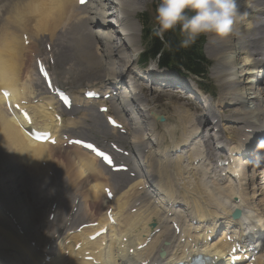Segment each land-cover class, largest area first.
<instances>
[{
	"label": "bare ground",
	"instance_id": "6f19581e",
	"mask_svg": "<svg viewBox=\"0 0 264 264\" xmlns=\"http://www.w3.org/2000/svg\"><path fill=\"white\" fill-rule=\"evenodd\" d=\"M243 1L248 2V4L251 3V8L248 9V4L244 3L245 6L240 9L239 7ZM107 2V0H92L90 4L80 8L78 7V0H27L24 3H19V0H0V30L5 33L4 48L0 45V91L12 90L13 95L9 100L13 104L21 106L25 98H27L26 91L16 88V76L13 74L11 66L4 65V63H8L13 59L16 62L20 61L25 54H29L28 60L31 63L32 55L40 56L36 45L39 41L44 40L45 45L49 44L52 47L49 55L53 60L61 56L63 63L68 67V73H72V70L83 72L84 77L90 84H96L100 88H106L107 91L113 93L114 86L118 80H120L121 85L124 83L129 64L126 61V55H122L123 50L119 49L116 55L110 49L113 38L111 37L112 25L108 19L109 14H106ZM146 2L147 0H120L121 13L124 16L121 24L132 32L129 35L128 42L132 44L133 49L136 46V34L134 31L138 33L139 30L134 27L132 18L137 14V8ZM8 3L15 9L13 10V7H11L13 11L9 10L12 22H8L6 17L4 4L7 5ZM94 5L97 6L95 10ZM21 7L32 8L35 19L30 21L27 18L26 20L30 22L26 24V16L24 17L22 12L25 11V8L22 10ZM237 7L240 14L236 19L239 20V23L234 25L233 34L223 39L213 38L214 35H212L209 48L221 53L222 60L217 63L215 74H218L220 81L223 82L222 99L224 103H227V106L235 107V113L228 117L227 121H232L240 127L239 131L237 129L234 130L236 133L234 134L235 138H228L234 141L236 145L231 144L229 150L231 155L227 156L230 166V180L232 181L234 179L233 176L237 175L238 187L235 188L230 184L228 188H220L212 184V191L215 192L218 200L215 203L211 202L213 200H208L210 182L208 181L209 174L206 162H211L212 159L209 154L203 159L201 151L195 149V135L197 130L200 131L201 128L190 129V125L198 123L196 126L201 127L202 123L200 121L194 122L190 112H178L176 114L177 117H175L176 121L173 119L167 120V123L162 128L164 134L160 136L154 120L156 112L150 109L146 119L156 138L157 149L145 154V149H147L144 147L145 142L138 134L142 126L134 110H129L128 106H125L126 112H123L120 108L116 109L114 103H112L109 108L119 115L117 117L112 116L123 125H126L124 118H128V121L130 120L132 128L126 142L132 149L140 152L147 173L142 175L139 167L130 162V172L138 175L136 180H132L122 174L113 177L107 174L106 170L100 166L97 158L90 156L81 148L72 147L79 155L75 159L81 157L85 164L88 161L94 163L95 170H92L90 174L95 177V182H90L92 184L89 187V191H87L88 195L83 197L82 204L75 190L68 191L67 188L70 189L69 187L58 185L64 193V198L60 202L58 198L57 200L55 199L50 208H46L49 209L47 219L49 220L50 218L54 203L58 202L60 210L65 209L63 216L65 220L60 222L57 229L55 228L56 219L52 223L47 221L44 225L45 231L47 233L50 232V236L45 243L43 251L39 248L42 241L37 239L32 232L33 224L31 222L30 230L25 236L11 232V238L9 237L7 240L14 242L15 250L22 257V264H93L83 260V255L87 251L91 252V255L96 258L99 264H138L137 260L150 261V264H172L175 261L185 259L187 252L193 251L194 248L209 255H218L220 260H223L237 243L242 246V249H248L249 246H247L245 240L256 238L262 240L264 245V234H262L264 225L257 224V220L264 219V215H257L256 203L254 202L257 194L253 177L255 174L251 176L253 177V182L252 188H250L251 185L249 186L247 181L249 180V184L251 182L248 174L245 173L246 169L240 167L242 158L234 157L236 155L234 153L248 155L259 144L258 138L254 142L252 141L254 136L264 137V1L237 0ZM81 10L83 11L82 16ZM257 15H261L263 18L256 19V25L253 27V24H255L253 19ZM113 16L119 18L118 12L116 11ZM92 27H96L97 31L95 32ZM60 29L61 34L56 37V33ZM36 30L38 32L42 31L41 34H44V36L37 37ZM79 30L77 50L75 53L70 54L68 51L71 50V46L67 36L77 33ZM47 33L51 38H49ZM24 36L28 37V41L33 42L32 46H25ZM19 43H21V46L18 45ZM122 43L121 39L120 48L123 47ZM53 52L55 53L53 54ZM236 58H239L241 65H244V69L241 71L236 68ZM216 61L218 62V60ZM60 62H62V59ZM34 64L36 65L35 59ZM13 68H15V65H13ZM52 75L54 78V75L56 76L57 74L53 73ZM260 75L262 78H260ZM57 80L54 78L56 83ZM241 85L243 86L241 87ZM32 88H40V95L43 96L39 99L40 103L38 105L31 104L28 107L21 106V109L30 113L32 121L42 131L52 132L58 138L59 145L66 143L61 140V137L66 134L65 130L71 129L69 127H72L71 132L73 134L79 135V138L86 141H90L89 139L105 141L109 135L122 140V137L116 135L119 132L111 129L105 123L104 115L98 113V107L94 109L90 102L80 100L79 97L75 98L74 107L70 115H77L80 111L86 112H83L84 114L79 120L68 121L63 116L62 126L60 127L59 123L56 122V114H59L60 111L59 106L53 101V98L45 95L40 85L32 86ZM3 98L0 95V137L1 139L3 138L2 141H5L6 144H11L10 147L19 145L23 149L28 150V155L33 159H42L40 166L44 163L47 164V159L50 157L47 151L51 152L54 148L48 144L35 143L26 137L19 128L21 125H25V121L17 110H14V118L9 116L5 110V98ZM5 100L8 101L7 99ZM121 101L124 103L126 99L121 98ZM136 101L140 100L137 99ZM77 105H81L82 110L75 108ZM213 109L219 110L218 107H213ZM87 116L93 119L95 127L87 125ZM204 118L209 121L205 116ZM125 125L124 129H127ZM186 125L190 126L189 129L186 128ZM180 128L187 130V134L183 140H177L178 142H176L177 132ZM183 134L181 133V135ZM181 135L180 137H182ZM203 135L205 134L202 132L201 136ZM166 137L169 139L170 144L169 146H164L162 150ZM240 137L246 138L247 142L241 143ZM73 138L74 136L70 137V139ZM205 138L209 140L208 135ZM257 151L263 152L264 147L258 148ZM178 153L180 155H177ZM248 156L251 160L258 158L257 152L254 155L250 153ZM185 160H188L187 166H184ZM189 168H191V172ZM201 168L205 169L204 175L202 179H197L196 181L198 182L197 185L201 189L203 188L205 192H196L195 188L197 185L193 188L196 193L186 189L187 186L183 187L181 182L185 180V176L188 177L192 173V177H196V172L193 171ZM38 169L40 170V168ZM6 173L9 174L10 172ZM50 173L48 171L49 176H51ZM52 174L55 175L54 173ZM8 177L11 186H13V176L9 174ZM83 178L85 177L83 176ZM150 182H154L158 186L161 196L152 195L146 189ZM190 185H193V183ZM107 187L112 188L116 195L113 203H110L104 194V189ZM115 188L118 190L116 191ZM140 188L142 189L140 190ZM251 190L253 195L250 193ZM236 195L238 197L234 199ZM92 196L95 198L96 196L97 198L99 197V200L92 198ZM84 198L87 200L86 202ZM76 200H79L78 211L73 214ZM102 202L107 206H103ZM137 203H141L139 207H136ZM99 205L104 210L106 207L114 208L118 223L117 227H111V232H109L107 237L93 243L86 240V237L99 230L98 228L86 229L80 233L74 232L70 236L71 227L75 226L76 223H79L76 228L96 222L100 224V227L108 224L106 214H102L103 210L102 207L98 208ZM135 208H137V211L132 214L131 212ZM235 209H239L243 213L240 220L231 219ZM11 212L16 216L28 217L26 210L20 213L16 211L14 206ZM96 213L104 216L98 217ZM88 219L91 220L88 221ZM172 222L180 225L181 233L179 235L174 232L171 226ZM195 222H197L196 225H194ZM69 223H71L70 228L68 226ZM7 224L11 226L10 221H7ZM51 227L56 230H49ZM220 229L225 230V232H221L219 236L217 231ZM253 229H256V233H254L255 230ZM158 230L160 232L153 236V233ZM228 234H230L233 243L227 241ZM124 236L129 238L128 243L123 242ZM152 236V241L146 249L138 251L134 259L128 257V249H136ZM209 237L214 238L211 244L207 241ZM106 240H108V245ZM67 241H70V245H66ZM167 241L169 245L164 246ZM34 242L37 243L35 247L32 246ZM79 243H82V248L76 252L75 247ZM160 250L166 251L164 258H158L157 253ZM67 252H69L68 257H66ZM45 253H50L52 256L50 262H46ZM236 255H240V253ZM80 257H82L81 260ZM228 261L226 259L227 264ZM257 264H264V262L259 258Z\"/></svg>",
	"mask_w": 264,
	"mask_h": 264
},
{
	"label": "rangeland",
	"instance_id": "374dc122",
	"mask_svg": "<svg viewBox=\"0 0 264 264\" xmlns=\"http://www.w3.org/2000/svg\"><path fill=\"white\" fill-rule=\"evenodd\" d=\"M105 1V0H104ZM107 1H109V11L111 12V13H115L114 12V10H113V4L111 5V3H110V0H107ZM24 2H27V0H19V3H24ZM159 3H160V0H157V4H156V0H147V2L145 3V4H143V5H141L140 7H138L137 9H138V11H141L140 13H145V14H147V17H149V19L150 20H154V19H156V9H157V7L159 6ZM9 4V3H8ZM7 4V5H8ZM107 4V5H108ZM7 5H5L4 4V6L6 7V11H8V10H12L11 9V7H13L11 4H9L8 6ZM106 5V6H107ZM1 6V5H0ZM8 7H10V8H8ZM22 8V10L25 8V7H21ZM97 8V6L96 5H94V10ZM116 8V7H115ZM240 8V7H239ZM30 11H29V10ZM13 10H15L14 9V7H13ZM12 10V11H13ZM25 11H22L24 14H23V16L25 17L26 16V18H25V22H26V24H28L31 20H33V19H35L34 18V11H33V9L32 8H25L24 9ZM21 12V13H22ZM82 12V11H81ZM139 13V14H140ZM25 14H27V15H25ZM106 14H107V8H106ZM31 15V16H30ZM109 15H111V14H109ZM108 15V16H109ZM113 15V14H112ZM110 16V20L112 21V22H114V23H116V17L115 16ZM85 16V15H84ZM28 18V20H30V21H28V20H26ZM28 21V22H27ZM9 22H12L11 21V19L9 20ZM136 25L138 24L139 25V23L136 21V23H135ZM139 27H140V29H141V25H139ZM113 28V27H112ZM1 29V28H0ZM113 30V29H112ZM38 34H37V33ZM35 33H36V35H37V37L38 36H40V34L42 33V31H39L38 32V30H36L35 31ZM60 34H61V29L59 30V32H57L56 33V37H59L60 36ZM67 34V33H66ZM42 35V34H41ZM47 35L49 36V34L47 33ZM210 37H212V34H210V36L209 35H207V38H208V44H210ZM49 38H51V36H49ZM213 38H215V36H213ZM0 40H1V42H0V45L2 46V48H4V46H5V33H4V31H2V30H0ZM138 40H139V38H138ZM19 46H21V43H19L18 44ZM38 47H39V49H40V52L42 53V54H44V52H45V49H44V47H43V45L42 44H39L38 45ZM136 49H132L131 51L132 52H134ZM210 50H211V52H210ZM210 50H209V48H208V46H207V48L205 49V53H206V56H207V58L212 62V63H214V65L216 64V63H219V62H221V60H222V58H221V53L220 52H215V51H213L211 48H210ZM139 51H141V49H139ZM217 53H219V54H217ZM8 55V54H7ZM15 58V57H14ZM60 58H57V69H58V73H57V75L63 80V86L65 87V88H67V89H69V90H71V91H73L74 92V94H76V95H80L79 93H77V91L80 89V90H82L83 89V86H85V84L87 83L86 82V80H85V78H82L81 76H79V75H77V74H75V73H66V71H65V66L64 65H62L63 64V60H62V62H60L61 61V59L59 60ZM216 60H218V62L216 61ZM126 61L128 62V56L126 55ZM62 63V64H61ZM128 64L130 65V63L128 62ZM23 65H25L26 66V70L29 72V77H31L32 76V78L33 79H35L36 78V76H35V74H34V71H33V68L31 67V66H29L28 65V62H27V59H25V61H24V64ZM129 65H128V67H129ZM218 65V64H217ZM16 67H18L17 65H15V68L13 69V73L15 74V75H18L19 73H20V76H21V79L20 80H18L17 82H18V86L19 87H22V79H24V75H23V73L21 72V71H19ZM132 70L135 72V71H140V69L138 68V67H136L135 65H132V67H131V71H130V69L128 70V68H127V71H126V77H125V81H123L124 83H126V81L128 80V82H131L132 80L131 79H129L130 77H131V75H130V73H133L132 72ZM146 70H149V69H146ZM31 71V72H30ZM215 72H216V70H215ZM215 72H214V74H215ZM81 73H83V72H81ZM140 73H142V71H140ZM72 74V75H71ZM73 74H75V75H73ZM216 75V77L213 75V73H212V75H211V79H212V81L216 84V78H217V81L218 80H220V76H218V74H215ZM144 77H146V76H144ZM219 78V79H218ZM118 81H120V80H118ZM142 84V83H141ZM143 85V84H142ZM144 86V85H143ZM243 85H241V87H242ZM147 91H146V93H145V99L147 100V101H149L150 102V104H151V106L152 107H158L157 108V111L159 112V113H161L162 115H166V116H169V115H171V107H170V105H169V103L167 102V100L165 99V96H162V95H159L158 94V91L160 92L161 91V89L162 88H159V87H156V86H152L150 83H148V85H147ZM143 89V88H142ZM209 89H213V88H211V87H209ZM155 90L157 91V92H155ZM223 91V90H222ZM215 92H216V94H215V97H214V101L212 102V106H211V104L208 102V101H204V100H201L200 98H197L196 99V102H195V104L196 105H198L199 107H210V108H212L211 110H213V111H210V113H212V114H214L215 112H214V109H213V107H218V101H219V88H218V86H217V84H216V89H215ZM159 96V104H156V105H153V101L157 98ZM223 100V99H222ZM223 102H224V100H223ZM226 105H227V103H226ZM136 110H137V113H140V114H142L143 112H142V108L141 107H136ZM184 111H188V112H190L188 109H185V108H183L181 111H178V108H175V112L176 113H174V116H173V120L174 121H176V118L175 117H177V113L178 112H184ZM83 112H86V111H83ZM82 112V113H83ZM156 112V111H155ZM221 112H225V117H229L230 116V114L233 112V109H227V110H225V111H221ZM89 113V112H88ZM84 114V113H83ZM90 114V113H89ZM191 114V113H190ZM192 114H194V115H198V116H200L201 115V113L199 112V113H192ZM91 115V114H90ZM202 115H204V112H202ZM218 119V123H217V125L215 126V128H213L212 126H211V124H209V121H206V124L204 125V127H203V129H204V131H208L212 136H214V140H213V142L212 141H210L208 144H212L213 143V148H214V153H215V147L216 146H220L221 147V151H220V153H215V158L213 159V161L211 162V167H212V169L217 173L218 171H217V169H216V167H218V164H217V162H218V159L219 158H223V159H225V157L227 156V153H228V150H229V147L231 146V144H233V145H236L235 144V142L234 141H231V140H229L228 138H235L236 136H234V134H236L235 132H234V130H236L237 129V125L235 124V123H229V121H226V119L224 118V121L223 122H220L219 123V118H217ZM201 120H206L205 118H202ZM215 120V119H214ZM194 122H198L197 120H195L194 119ZM129 123L131 124V122H130V120H129ZM222 123V124H221ZM197 125H198V123H196ZM196 124H194V123H192L189 127H190V129H197V128H201L200 126H196ZM189 127L186 125V128H188L189 129ZM213 128V129H212ZM182 131V132H181ZM237 131H238V129H237ZM160 132V131H159ZM181 133H184L183 135H181ZM147 134H148V132H146V133H143V132H140V136H142V138L144 139V141H145V143H146V147H151V143H150V139L148 138V136H147ZM182 136V137H180V135ZM186 134H187V130H185L184 128H180L179 130H178V132H177V137H176V142H178V141H181V140H183V138H185V136H186ZM1 136V135H0ZM178 137H180V138H178ZM178 138V139H177ZM0 139H1V137H0ZM3 139V138H2ZM2 139L0 140V143H1V146L2 145H6V146H8V147H10L11 146V144H9V143H7L6 144V142L5 141H2ZM180 139V140H179ZM178 140V141H177ZM205 141V140H204ZM166 142H168L167 141V139H166ZM165 141H164V144H163V146H169V144H170V141L168 142V143H166ZM2 143H5V144H2ZM140 143V142H139ZM141 144V143H140ZM200 145H201V152H203V156L204 157H206V155H205V153H207V151H206V149L203 147V145L200 143ZM1 146H0V148H1ZM123 146H125L126 148H128L129 149V146L125 143V142H123ZM162 146V147H163ZM149 150H147L146 152H148ZM70 153V150L69 149H62V148H58L54 153H53V155L55 156V157H57V158H59V156H62V157H66L68 154ZM75 159V157L74 158H72L71 160H74ZM80 159V160H79ZM78 162V163H77ZM75 163H77V164H79L80 166L81 165H84L85 163L83 162V160H82V158L80 157V158H78V159H75ZM186 165V164H185ZM80 166H68L67 164H65V163H61V164H59L58 163V160H57V163H56V167H58V175L59 176H64V177H66L67 179H68V181L74 186H78V185H81V184H83V182H84V180L86 179V178H88L89 179V181L90 182H94V177L92 176V175H89V176H87L86 177V174L84 173L85 171H84V169H82ZM4 171H6V172H10L9 174H11L12 175V172H13V167L12 166H10V165H8V166H6L5 167V169H4ZM203 173H204V171L202 170L201 171V174L203 175ZM81 177H80V176ZM223 177H225V173H222L221 174ZM83 176L85 177V178H83ZM192 176V175H191ZM190 176V177H191ZM189 177V178H190ZM209 179H210V181L213 183H215V184H217L218 186H220V187H225V186H228V182L225 180V179H219L217 176H210L209 177ZM96 180V179H95ZM188 179H186L184 182H186ZM263 179H262V177H260V179H259V181H258V183L260 182V181H262ZM88 183V186H87V190H86V192H85V195L84 196H87L88 195V192L87 191H89V187H90V185L92 184V183ZM195 182H196V184H195ZM195 182H186L185 184V186H187L186 187V189H190L191 191H193L194 189L193 188H195L196 186L195 185H197V181H195ZM250 182H251V184H249V180L247 181V184L250 186L251 185V187L250 188H252V181L250 180ZM69 183V186L71 187V184ZM191 183H193V185H190ZM255 183V182H254ZM189 184V185H188ZM193 186V187H192ZM248 186V187H249ZM200 186L199 185H197V187L195 188L196 190V192H199V193H204L205 191H203V188L201 189V187L199 188ZM255 187H258V190H257V198H258V203H261V204H264V199H263V196H261L260 194H263V190H264V186H256V184H255ZM263 187V188H262ZM198 188H199V191H198ZM72 189V190H71ZM67 190L68 191H73V190H75L74 189V187H72V188H70V189H68L67 188ZM195 191H193V192H195ZM252 191V190H251ZM195 192V193H196ZM199 193H197V194H199ZM213 195H212V194ZM55 194H56V196H55V198H54V200L56 199L57 200V198H58V201L60 202L61 200H62V198H64V193L61 191V189L57 186L56 187V189H55ZM211 196V197H209V196ZM208 195H207V197H208V200H213V201H211L212 203H215V201L216 200H218V197L215 195V192H210V191H208ZM92 198H95L94 196H92ZM99 198V197H98ZM97 198V196H96V200H99ZM118 198V197H117ZM214 198V199H213ZM85 199V198H84ZM85 202L87 201L86 199L84 200ZM254 202L256 203V196H255V200H254ZM56 203H58V202H56ZM102 204H103V206H107L106 204H104L103 202H102ZM261 204H255L254 206L256 207V213H257V215L259 216H263V215H261L262 213H264V212H261V211H264V209L262 210L261 208H262V205ZM13 206H14V208H16V211H18V212H20V213H23L24 212V210H22L21 208H19L18 206H15L14 204H13ZM100 207H102V206H98V208H100ZM50 208V207H49ZM98 208H96V209H98ZM258 208V209H257ZM65 209H63L62 211L60 210V208H59V206H58V211H57V218H56V225L58 224V222H59V224H60V220L62 219V217L64 216V214H65V211H64ZM102 210H103V212H102V214H104V208L102 207ZM97 214V216L98 217H101V216H104V215H102V214H98V213H96ZM46 224V223H45ZM33 227V226H32ZM57 229V228H56ZM55 229V230H56ZM49 230H53L52 229V227L49 229ZM55 230H53V231H55ZM5 234V237H6V239L8 238L9 239V237L11 238V231L9 232V231H5L4 232ZM50 233V232H49ZM9 234V235H8ZM37 239H39V240H41L42 241V239L41 238H37ZM43 243V242H42ZM42 243L40 244V249L43 251L44 249H42L41 248V246H42ZM262 262H264V261H262Z\"/></svg>",
	"mask_w": 264,
	"mask_h": 264
},
{
	"label": "clouds",
	"instance_id": "9594fccd",
	"mask_svg": "<svg viewBox=\"0 0 264 264\" xmlns=\"http://www.w3.org/2000/svg\"><path fill=\"white\" fill-rule=\"evenodd\" d=\"M239 14L237 0H160L155 34L162 38L164 33L179 28L184 37L179 46L187 48L201 35L229 37ZM257 224L264 225V219Z\"/></svg>",
	"mask_w": 264,
	"mask_h": 264
},
{
	"label": "trees",
	"instance_id": "16d2710c",
	"mask_svg": "<svg viewBox=\"0 0 264 264\" xmlns=\"http://www.w3.org/2000/svg\"><path fill=\"white\" fill-rule=\"evenodd\" d=\"M190 14V13H189ZM180 36L179 34L175 35L169 33L165 36V44L158 40L155 36L152 37L151 49L150 53L155 57L158 54H161V65L166 68H175L178 66H184L188 70H192L190 68L197 67L194 63H196V56L203 60L200 53H196L195 49H188L180 47ZM165 46V47H164ZM167 51L169 53H167ZM160 56V55H159ZM201 60V63L203 62ZM188 63V65H187ZM190 65V66H189Z\"/></svg>",
	"mask_w": 264,
	"mask_h": 264
},
{
	"label": "snow or ice",
	"instance_id": "6c2138e0",
	"mask_svg": "<svg viewBox=\"0 0 264 264\" xmlns=\"http://www.w3.org/2000/svg\"><path fill=\"white\" fill-rule=\"evenodd\" d=\"M84 2V0H81V3H83ZM6 95H7V93H5ZM106 111V110H105ZM113 123H115L114 121H113ZM87 147H89V148H92V145H87ZM94 151H95V149H93ZM98 155H102V153H97ZM105 159H107L106 157H105ZM109 163H111V161L109 160L108 161Z\"/></svg>",
	"mask_w": 264,
	"mask_h": 264
}]
</instances>
